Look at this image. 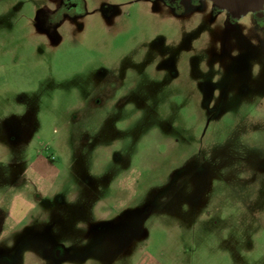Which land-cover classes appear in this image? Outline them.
<instances>
[{
    "label": "rangeland",
    "instance_id": "374dc122",
    "mask_svg": "<svg viewBox=\"0 0 264 264\" xmlns=\"http://www.w3.org/2000/svg\"><path fill=\"white\" fill-rule=\"evenodd\" d=\"M85 1L0 0V264H264V33Z\"/></svg>",
    "mask_w": 264,
    "mask_h": 264
},
{
    "label": "flooded vegetation",
    "instance_id": "af4514ba",
    "mask_svg": "<svg viewBox=\"0 0 264 264\" xmlns=\"http://www.w3.org/2000/svg\"><path fill=\"white\" fill-rule=\"evenodd\" d=\"M145 1L152 4V9L156 12H162L167 15H183L185 13L193 12L205 15L210 14L213 18L218 20L219 43L222 53L230 50V38L233 32L237 29L238 21L245 15L251 17L250 25L253 28L260 29L264 33V5L261 9L250 11L246 14L236 16L224 8H219L213 5L211 0H129L128 3ZM48 5H42L35 18V29L38 34L44 35L51 44H58L62 40L59 33L61 28H67L65 20L73 22L82 16L88 17L92 10L88 9L85 0H47ZM123 2L111 3L105 2L102 7L108 8L106 14L112 15L114 13L113 7L121 5ZM193 10V11H192ZM128 9L124 13H128ZM239 28V27H238ZM64 246L52 243L47 251V254L53 259L61 260L67 256Z\"/></svg>",
    "mask_w": 264,
    "mask_h": 264
},
{
    "label": "water",
    "instance_id": "95a60500",
    "mask_svg": "<svg viewBox=\"0 0 264 264\" xmlns=\"http://www.w3.org/2000/svg\"><path fill=\"white\" fill-rule=\"evenodd\" d=\"M213 5L230 11L233 15L240 16L250 11L261 9L264 0H211Z\"/></svg>",
    "mask_w": 264,
    "mask_h": 264
}]
</instances>
